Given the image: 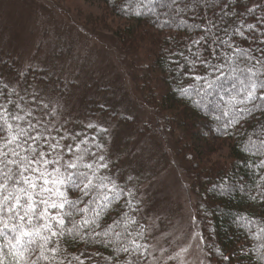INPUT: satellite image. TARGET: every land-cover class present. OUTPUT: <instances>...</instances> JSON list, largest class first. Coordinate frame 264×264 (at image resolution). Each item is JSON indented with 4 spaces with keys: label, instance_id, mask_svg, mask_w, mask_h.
Listing matches in <instances>:
<instances>
[{
    "label": "rangeland",
    "instance_id": "1",
    "mask_svg": "<svg viewBox=\"0 0 264 264\" xmlns=\"http://www.w3.org/2000/svg\"><path fill=\"white\" fill-rule=\"evenodd\" d=\"M134 23L104 0H0L3 51L23 68L35 62L33 69L57 70L71 89L58 119L62 113L68 119L87 115L109 131L116 179L128 181L139 202L147 264H217L199 215L194 169L181 151L184 128L159 106L149 67L155 42L147 23L138 24L131 38L124 36ZM220 148L207 151L205 161L226 156L224 142Z\"/></svg>",
    "mask_w": 264,
    "mask_h": 264
},
{
    "label": "snow or ice",
    "instance_id": "2",
    "mask_svg": "<svg viewBox=\"0 0 264 264\" xmlns=\"http://www.w3.org/2000/svg\"><path fill=\"white\" fill-rule=\"evenodd\" d=\"M136 2V15L142 14L139 10L141 7L150 14L161 15L156 0ZM242 2L161 0L159 5L169 10L163 13L168 19L161 23V27L170 25L174 18L185 13H191L193 19L200 20L193 27L203 34L185 43L189 51L198 46V50L193 53L195 59L189 60L183 51H166L170 56L183 57L193 69L198 64L204 68L205 75L193 78L202 82L197 91L203 93V107L207 110L220 108V103L212 99L213 92L218 94L227 91L224 81H233L230 90L233 95L225 107V116L233 110L252 114L256 109H264V104L255 103L258 99L264 100V39L257 40L255 35L259 33L260 37H264V31L258 27L264 25V0L251 6L245 3L244 11L237 12ZM201 8L204 10L203 15L199 11ZM216 8H219V12L213 13L214 19L208 15V11ZM257 11L260 12L258 17L255 16ZM245 16H253L256 23H248ZM226 17L232 18L234 25L243 27L233 26L230 30L224 26ZM184 23L181 20V24ZM244 29L248 30V34ZM237 36L243 40L251 38L257 46L240 47L234 39ZM205 51L208 52L207 57L204 56ZM173 64L184 67L178 60H173ZM4 87L7 88V85ZM12 91L15 92V89ZM180 91L184 95L188 90ZM4 95V92H0V96ZM7 104L13 105V109L0 104V264H65L58 257L66 252V249L61 248V240L67 237H71L74 242L104 243L115 252L130 257L135 254V258L126 260L125 264H139L148 248L138 243L129 231V226L137 223L135 218L123 213L125 219L122 231H116L120 220L107 225L102 222L104 210L112 208V201H118L123 191L118 189L110 175L104 174L109 168L106 156L91 149L92 144L97 149H104L105 145L97 143L95 138L92 141L86 136L78 139V133L60 134L57 139L52 135L57 131L56 127L49 129L41 117L34 115V110L25 111L12 100H8ZM249 104L252 106L246 107ZM241 105L245 107H239ZM47 108V104L41 106V110ZM94 127L92 123L87 124V128ZM65 140H71L72 143H62ZM71 189L79 191L81 196L70 197ZM135 235L142 238L143 230ZM261 247L264 248V244ZM72 259L79 257L73 256ZM106 259L119 264L116 258ZM224 259L229 260L230 257ZM67 264H71V260ZM80 264H84L82 259Z\"/></svg>",
    "mask_w": 264,
    "mask_h": 264
},
{
    "label": "trees",
    "instance_id": "3",
    "mask_svg": "<svg viewBox=\"0 0 264 264\" xmlns=\"http://www.w3.org/2000/svg\"><path fill=\"white\" fill-rule=\"evenodd\" d=\"M104 1L119 15L135 21L133 25L128 26L125 33L123 32L126 38H131L135 27L140 23H147L148 32H152L148 33L152 36V41L155 42V53L150 52L149 58V67L155 72L151 76L160 92L159 106L163 110L172 111L178 118L179 129L180 127L184 128L179 139L180 143L184 145L181 151L190 157L187 162L194 169L195 181L198 183L199 193H201L199 207L201 213L199 215H201V222L208 235V246L212 257L217 264H264V259H261L264 256V248L261 247L264 244V109H256L252 114L238 113L233 110L225 116V107L233 95L230 91L233 83L231 80L224 81L227 91H220L218 94L213 92L212 99L220 103L219 109L212 111L203 107V93L197 91L202 86V82L193 77L205 75L204 68L198 64L193 69L186 64L183 57L170 56L166 51L167 49H171L173 52L183 51L184 56L189 60L195 59L193 53L198 50V46H194L189 51L185 47V43L203 33L193 27L194 24L200 23V20L193 19L191 13L174 18L170 25L161 27V23L168 19L163 16V13L169 11L159 7L161 0H156L160 16L148 13L144 7L139 9L142 14L136 15V10H132L130 7L132 4L137 9L136 0ZM257 2L259 0H243L236 10L243 12L245 3L251 6ZM199 11L203 15L204 10L201 8ZM214 12H219V8L208 11V15L215 19ZM259 15L260 12L257 11L255 16ZM244 18L248 23H256L253 16ZM225 19L227 23L224 26L230 30L233 26L243 27L239 24L234 25V21L230 17ZM181 20L186 23L181 24ZM258 27L264 31V25H258ZM244 31L248 34L247 29ZM255 35L257 40L264 39L259 36V33H255ZM234 39L240 47L254 48L257 46L252 43L251 38L243 40L237 36ZM204 56H208L207 51L204 52ZM173 60H178L179 64L184 67L179 68V65L173 64ZM34 65L36 63L31 62L27 66L24 65L25 68L19 66L16 59H12L0 46V92L6 94L0 96V104L6 105L11 110L13 105L7 104V101L12 100L19 103L25 111L34 110V115L41 117L49 129L53 126L56 127L57 131L52 135L57 139L60 134L78 133L80 134L78 139H83L86 136L89 141L95 138L97 143L105 145L104 149H97L95 144H92L91 149L106 156L109 168L104 174L110 175L118 189L123 191L118 201H112L113 207L104 210L102 222L107 225L112 224L114 220H120L121 224L116 228V231H122L125 219L123 213H128L129 218L134 217L137 223L131 224L129 231L138 243L148 248V252L139 261V264H147L149 247L146 236L143 235L141 238L135 235L143 230L137 217L138 210H140L139 202L137 197L128 191V181L116 179L117 165L114 160L116 155L112 150L109 131H102L106 128L95 121H91L95 125L94 128H87V124L90 123L87 115L83 118L68 119L66 113H62L61 116L65 120H59L57 110L60 102L68 97L71 89L67 85L65 77L57 70L33 69ZM225 74L227 75V70H225ZM4 85H7V88ZM13 89L15 92L12 91ZM180 90L188 91L182 95ZM34 96L35 102H33ZM197 101H201V103L198 104ZM91 103L92 105L96 104L94 97H92ZM255 103L264 104V100L258 99ZM44 104H47L48 108L41 110V106ZM96 105L99 108L100 104ZM251 106L249 104L246 107ZM102 108L105 107L102 105ZM53 110L55 114H53ZM102 111L104 112V110ZM223 142L225 143L226 156L207 163L205 161L208 156L207 151L218 153ZM62 143L71 144L72 141L65 140ZM69 195L72 198L81 196L80 192L75 189H71ZM81 199L84 198L81 197ZM77 219L79 220L80 217L78 216ZM67 226L71 227V224ZM61 248L66 249V252H63L58 259L64 260L65 264L68 260H71V264H80L81 259L84 264H113L112 260L106 259L109 257L118 259L119 264H125L126 260L135 258V254L130 257L124 253H117L104 243L74 242L71 237L61 240ZM73 256L79 257V259H72ZM224 257H230V259L225 260Z\"/></svg>",
    "mask_w": 264,
    "mask_h": 264
}]
</instances>
